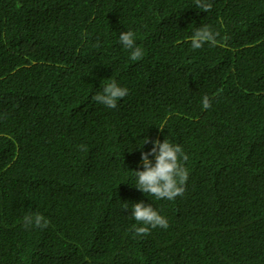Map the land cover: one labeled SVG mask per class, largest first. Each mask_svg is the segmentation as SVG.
<instances>
[{
	"label": "trees",
	"instance_id": "1",
	"mask_svg": "<svg viewBox=\"0 0 264 264\" xmlns=\"http://www.w3.org/2000/svg\"><path fill=\"white\" fill-rule=\"evenodd\" d=\"M212 4L0 0V264H264V0ZM112 80L115 109L91 100ZM156 139L188 156L172 201L133 185ZM139 201L169 227L136 236Z\"/></svg>",
	"mask_w": 264,
	"mask_h": 264
},
{
	"label": "clouds",
	"instance_id": "2",
	"mask_svg": "<svg viewBox=\"0 0 264 264\" xmlns=\"http://www.w3.org/2000/svg\"><path fill=\"white\" fill-rule=\"evenodd\" d=\"M193 5L205 12L212 10V0H193ZM218 32H213L208 26L198 27L194 30L190 39V45L193 50L202 48L206 43L215 46ZM122 47L129 50V59L139 61L144 56V51L135 42L133 31H123L118 36ZM128 94L127 88L121 87L115 80L105 84L101 92L92 95L91 100L96 104L104 105L108 108L115 109L117 101ZM201 105L203 109L211 107L210 98L205 95L202 98ZM148 142L145 137L143 143ZM150 152H141V164L143 170H132L136 178L133 184L142 193H147L156 199L175 200L178 196H183L188 180V170L181 161H187L188 156L178 144H172L166 139L152 140ZM82 148V146H81ZM149 155L155 157L154 163L149 159ZM131 216L138 222L139 226L135 227L136 236H146L150 229L157 227L167 229L168 220L156 211L152 205L139 201L131 204ZM48 221L39 214L35 216L28 215L24 217L25 227L36 226L41 229L45 228Z\"/></svg>",
	"mask_w": 264,
	"mask_h": 264
}]
</instances>
